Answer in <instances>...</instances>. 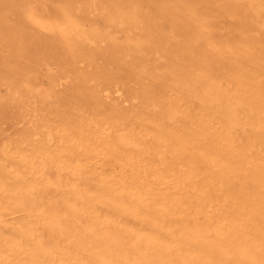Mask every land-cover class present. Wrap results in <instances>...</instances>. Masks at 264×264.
Segmentation results:
<instances>
[{
    "label": "bare ground",
    "instance_id": "bare-ground-1",
    "mask_svg": "<svg viewBox=\"0 0 264 264\" xmlns=\"http://www.w3.org/2000/svg\"><path fill=\"white\" fill-rule=\"evenodd\" d=\"M126 1L111 0L105 22L136 30ZM146 1L186 30L164 70L139 62L158 52L141 36L110 50L161 80L166 102L145 93L139 112L107 114L111 93L127 100L110 82L77 86L67 103L45 51L33 68H0V104L17 98L37 116L21 140L0 146V264H264V0ZM89 7L0 0L5 59L31 26L51 36L40 41L54 59L88 58L115 40ZM46 99L65 104L39 112Z\"/></svg>",
    "mask_w": 264,
    "mask_h": 264
},
{
    "label": "rangeland",
    "instance_id": "rangeland-1",
    "mask_svg": "<svg viewBox=\"0 0 264 264\" xmlns=\"http://www.w3.org/2000/svg\"><path fill=\"white\" fill-rule=\"evenodd\" d=\"M32 1L39 2L41 0ZM47 1L53 2L54 0ZM88 1L91 3V7L85 10L84 14L88 13V17L92 20L94 26L98 27L99 30L105 28L109 35L115 37V40L110 42L100 41L96 49L88 53V58H79L75 63L67 64L63 51H61L59 59H54L57 57L56 50L50 49V46L45 47L42 44L41 41L50 43L49 37L51 36L45 30L43 31L31 26L25 32V36L22 37V41H26L24 48L15 52L16 55L12 58L5 59L10 56L8 53L9 49L6 43L0 42V68L5 69L7 65L13 67L15 64L25 66L26 70L27 68H33L36 66V63H40V54L42 51H45L49 58L48 66L50 72L63 76L60 80L61 83L55 86V92L67 101V103L68 98L75 97L77 93H80L75 90L77 86L97 88L104 87L110 82L122 88V97H125L127 100L121 102L120 97H117L115 93H111L110 97L106 98V102L102 106V110L107 112V114L115 113L116 115H124L139 112L143 109V94L145 93L155 96L160 102H166L170 97V93L163 88L161 80H153L150 76L151 74H144L142 76L138 73V62L133 57L124 56L119 59L112 53L110 47L115 43H125L124 40H128L126 36L133 38L128 40L131 43L135 40H141L139 38L141 36V43L146 46L147 43L150 44L151 52L154 50L158 52L157 54L143 55L140 57L139 62L143 61L146 57L152 58L156 66L159 67V70L162 71L166 65L165 61L172 59L175 49L184 42L186 38L184 33H186V30L178 26L176 20H173V18L160 14L146 0H127L125 3V5L130 4V6H134L138 11L136 17L137 29L132 31L128 30L127 26H121L118 21L105 22L103 8H110L112 6L110 5L111 0ZM117 1L115 0V3ZM208 1L211 2V5L216 3L219 5L217 0ZM92 3L95 4L94 8ZM83 7L86 8V3L83 4ZM51 42H53V39H51ZM44 82L43 85L48 86L46 79ZM7 93L5 86L0 83V98L6 97ZM58 102L59 100L56 103V101L46 99L44 103L38 105V111L44 112L50 104H58ZM18 103L19 100L14 98L0 104V146L1 144L21 140L22 136L32 130L36 124L34 117L37 116H31L19 109ZM46 103L48 106L45 105ZM64 104V101H60L58 107L62 108ZM70 108L73 109L72 107Z\"/></svg>",
    "mask_w": 264,
    "mask_h": 264
}]
</instances>
